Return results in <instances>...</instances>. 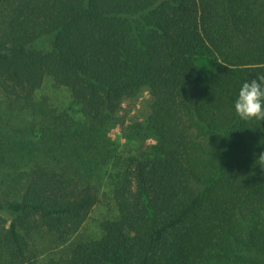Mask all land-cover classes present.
I'll use <instances>...</instances> for the list:
<instances>
[{
  "label": "trees",
  "instance_id": "obj_1",
  "mask_svg": "<svg viewBox=\"0 0 264 264\" xmlns=\"http://www.w3.org/2000/svg\"><path fill=\"white\" fill-rule=\"evenodd\" d=\"M259 73L264 0H0V264H264V121L232 109ZM110 122L155 144L119 158L116 213L75 238Z\"/></svg>",
  "mask_w": 264,
  "mask_h": 264
},
{
  "label": "rangeland",
  "instance_id": "obj_2",
  "mask_svg": "<svg viewBox=\"0 0 264 264\" xmlns=\"http://www.w3.org/2000/svg\"><path fill=\"white\" fill-rule=\"evenodd\" d=\"M196 63L200 67H209L210 62L204 54H197ZM38 96L44 97L46 103L56 109V114L63 113L65 110L68 115L62 116V120H68L73 125L77 121H83L81 114L75 111V105L71 102L69 93L64 88H57L52 85L50 79H46L43 85L38 89ZM42 115V114H41ZM44 116V115H43ZM60 119V118H58ZM85 124V122H84ZM93 144L99 150L103 151L105 161L97 165L92 177L101 182L103 191L102 200L95 204L89 211L88 217L77 232L75 238H93L100 234V222L104 218L113 216L115 208L110 198V188L117 175V161L128 152L140 149H150L155 144V138L149 131H140L139 133H122L114 123H107L104 126L97 127L92 131ZM46 237H37L36 244L44 246L40 257L45 258L62 250L60 245L49 244ZM64 246V245H63Z\"/></svg>",
  "mask_w": 264,
  "mask_h": 264
},
{
  "label": "clouds",
  "instance_id": "obj_3",
  "mask_svg": "<svg viewBox=\"0 0 264 264\" xmlns=\"http://www.w3.org/2000/svg\"><path fill=\"white\" fill-rule=\"evenodd\" d=\"M232 109L242 121H264V73L239 82Z\"/></svg>",
  "mask_w": 264,
  "mask_h": 264
}]
</instances>
